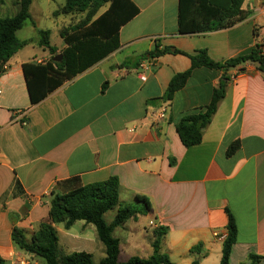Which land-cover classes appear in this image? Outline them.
I'll use <instances>...</instances> for the list:
<instances>
[{
  "label": "crops",
  "instance_id": "crops-1",
  "mask_svg": "<svg viewBox=\"0 0 264 264\" xmlns=\"http://www.w3.org/2000/svg\"><path fill=\"white\" fill-rule=\"evenodd\" d=\"M132 1L140 13L120 29V47L37 105L31 104L24 65L55 61L67 48L62 26H75L86 14L57 15L67 0H33L32 18L24 28L31 22L35 36L22 38L24 28L17 32L28 44L0 74L2 264H42L40 257L14 242V227L31 239L48 222L54 194L111 177L119 179L122 205L137 204L138 197L150 203L147 215L139 214L115 229L120 262L151 258L155 230L163 227L168 232L161 253L171 264H220L228 209L238 228L230 263L249 264L254 254L264 264V74L254 65L239 76L233 70L202 142L190 148L183 145L176 127L211 103L222 72L195 69L174 98L164 100L173 77L191 68L189 57L176 50L193 54L205 49L213 60L223 61L246 55L257 44L264 46V0H245L242 10L251 12L249 17L209 33L180 32V0ZM106 10L102 8L94 20ZM0 12L8 14L0 18L12 17L17 7L7 2ZM61 17L58 46L51 41V23L56 25L54 20ZM40 31L51 32L55 55L40 46ZM157 45L170 52L148 67L143 58ZM166 105L167 120L155 122L150 115ZM237 141L240 149L227 156ZM113 212L109 221L108 212L104 216L108 225L118 208ZM55 228L63 254L86 252L96 264L106 258L94 225L78 221L70 229L63 224Z\"/></svg>",
  "mask_w": 264,
  "mask_h": 264
},
{
  "label": "trees",
  "instance_id": "trees-1",
  "mask_svg": "<svg viewBox=\"0 0 264 264\" xmlns=\"http://www.w3.org/2000/svg\"><path fill=\"white\" fill-rule=\"evenodd\" d=\"M7 2L14 3L17 13L12 17L0 18V74L5 71L9 60L27 46L28 42L20 41L17 32L32 18L30 8L33 0H0V9ZM244 2L245 0H180V32L188 30L193 33H209L232 27L251 15V12L242 10ZM106 6L107 10L94 20L99 11ZM83 13L86 14L83 20L60 33L67 44V48L61 53L62 61H50L44 65L34 63L24 65L32 105L39 104L57 88L117 50L120 47V29L136 17L140 9L132 0H67L57 15ZM50 35V31H40V46L55 55L57 49L51 45ZM263 49L262 44H257L250 53L223 61L213 60L205 49L195 51L193 54L175 51L189 57L191 68L173 77L164 96L165 101L174 98L186 85L195 69L208 68L222 72V79L214 89L211 103L198 112L185 116L176 127L185 147L190 148L202 142L203 131L211 123L226 95L233 70L245 71L246 66L254 65L264 74ZM168 52L169 48L161 50L157 45L155 50L143 59H157ZM106 87L107 83L104 88ZM240 147L239 141L234 142L229 147L227 156H233ZM119 188V179L111 177L105 182L79 184L65 194H54L48 222L43 223L31 239L15 226L12 234L14 242L26 253L43 258L46 264H96L89 253L65 255L60 249L55 225L63 224L66 229H70L76 222L84 221L95 226L98 238L106 248V258L99 264H171L169 258L161 253V243L168 232V229L163 227L155 230L156 239L151 258L132 257L126 263L120 262V240L114 236L115 229L139 214L147 215L150 212V203L146 198L138 197L139 203L122 205ZM117 208L114 221L108 225L105 214ZM227 213L228 235L223 243L220 264H231V253L238 237L236 220L228 209ZM192 252L194 253V250ZM262 260L263 258L258 255L249 256V264H261ZM2 262L0 258V264ZM194 264L198 262L195 261Z\"/></svg>",
  "mask_w": 264,
  "mask_h": 264
},
{
  "label": "rangeland",
  "instance_id": "rangeland-1",
  "mask_svg": "<svg viewBox=\"0 0 264 264\" xmlns=\"http://www.w3.org/2000/svg\"><path fill=\"white\" fill-rule=\"evenodd\" d=\"M57 2H59V0H57ZM52 6L57 7V5H55V4H52ZM0 16H8V14H6L4 12H0ZM63 19L64 18H62V17L59 18V19H55L54 20V22H55L54 24H56V25H53L51 23L52 30H53V35H52L51 41H52V43L54 45H58L59 46L62 43V40H61L60 35H59V29H61L60 26H61V22H62ZM70 24H71V22H66L65 26H62V30L69 29L70 28ZM32 27H33L32 23L28 22L26 27L24 28V31H23V34L21 35V37L22 38H33L35 36V33L33 32V28ZM113 214H114L113 211L107 213V215H106L107 221H109L113 217ZM143 221L146 223L145 220H143ZM147 228H149V227H147ZM76 229H78L79 231L81 230L79 226H77ZM150 232H151V230H150ZM95 256H96V260H98L99 256H100V252H97ZM40 261H41L42 264H46L45 260H43L41 258H40Z\"/></svg>",
  "mask_w": 264,
  "mask_h": 264
},
{
  "label": "built area",
  "instance_id": "built-area-1",
  "mask_svg": "<svg viewBox=\"0 0 264 264\" xmlns=\"http://www.w3.org/2000/svg\"><path fill=\"white\" fill-rule=\"evenodd\" d=\"M263 53H264V49H263ZM155 61H156V59H151L150 58V59H148L146 64H147L148 67H151V66L155 65ZM246 73H247V70L237 72L236 75L239 76V75H243V74H246ZM141 79L143 81H146L147 78L145 76H142ZM150 116H151V118H153V120L155 122L167 120V118H168V107H167V105L162 107L160 110L153 111V113Z\"/></svg>",
  "mask_w": 264,
  "mask_h": 264
},
{
  "label": "water",
  "instance_id": "water-1",
  "mask_svg": "<svg viewBox=\"0 0 264 264\" xmlns=\"http://www.w3.org/2000/svg\"><path fill=\"white\" fill-rule=\"evenodd\" d=\"M172 50L174 51V49H172ZM62 59H63V56L60 55L58 58L55 59V61L56 62H60V61H62Z\"/></svg>",
  "mask_w": 264,
  "mask_h": 264
}]
</instances>
